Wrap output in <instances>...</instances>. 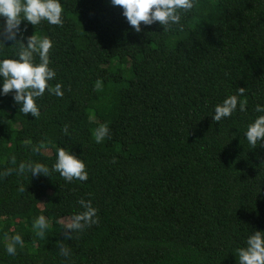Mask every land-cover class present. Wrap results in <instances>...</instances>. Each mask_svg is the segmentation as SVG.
Listing matches in <instances>:
<instances>
[{
    "label": "trees",
    "instance_id": "1",
    "mask_svg": "<svg viewBox=\"0 0 264 264\" xmlns=\"http://www.w3.org/2000/svg\"><path fill=\"white\" fill-rule=\"evenodd\" d=\"M192 2L169 30L136 32L111 0H61L62 24L23 21L0 44V59L12 58L33 34L50 38L48 87L63 92L46 88L38 117L0 96V264H238L264 231V146L244 137L264 104V0ZM233 94L245 110L215 121ZM59 147L84 160L86 181L52 170ZM29 159L49 175L17 174ZM81 199L95 223L66 233L61 219L83 211Z\"/></svg>",
    "mask_w": 264,
    "mask_h": 264
},
{
    "label": "clouds",
    "instance_id": "2",
    "mask_svg": "<svg viewBox=\"0 0 264 264\" xmlns=\"http://www.w3.org/2000/svg\"><path fill=\"white\" fill-rule=\"evenodd\" d=\"M114 6H121L122 15L126 18L130 26L136 31H141V22L151 25L159 22L165 27V31L179 23L181 17L178 10H190L193 8L192 0H111ZM0 44L14 40L20 25L27 21L32 25L39 24L46 20L50 25H59L62 20L61 0H0ZM52 48V41L47 36L38 37L35 34L28 38V43L19 44L14 57L0 59V96L13 93V100L20 105L19 111L34 117L40 114L36 98L45 93L46 88L56 96H62L61 85L57 84L55 89L48 87V82L56 75L55 71L49 67V51ZM34 54L39 56V62L34 59ZM14 90V91H13ZM244 88L239 89V94H243ZM244 111L246 104L238 102V94L227 96L222 103L214 108L213 119L221 121L223 118L231 116L237 110ZM260 113L252 120L244 132L248 144L252 148L264 146V104H257L254 109ZM67 132V128L64 129ZM105 127L96 131V141L99 142L107 133ZM33 152L38 151V147L33 146ZM14 162L16 157H11ZM52 170L56 171L66 181L73 179L86 181L88 173L86 164L82 158L77 157L70 150L59 147L56 151V159L52 164ZM17 174L30 173L32 176L43 174L49 175V168L40 162L32 160L21 161L18 165ZM9 173H5V176ZM80 206L84 209L71 215L63 227L66 233H72L84 229L91 223L96 209L91 201L79 200ZM33 227L37 229L36 235L44 237L47 229V221L44 215L38 216L33 221ZM17 245H23L21 235L16 234L11 238V242L6 245V252L14 256L17 252ZM238 264H264V231L256 230L246 239L245 246L238 250ZM60 253L68 256L69 250L63 245L60 246Z\"/></svg>",
    "mask_w": 264,
    "mask_h": 264
},
{
    "label": "rangeland",
    "instance_id": "3",
    "mask_svg": "<svg viewBox=\"0 0 264 264\" xmlns=\"http://www.w3.org/2000/svg\"><path fill=\"white\" fill-rule=\"evenodd\" d=\"M45 151H46L47 153H51V150H50V149H46ZM68 219H69V218H63V219H61V222L66 223V222H68Z\"/></svg>",
    "mask_w": 264,
    "mask_h": 264
}]
</instances>
